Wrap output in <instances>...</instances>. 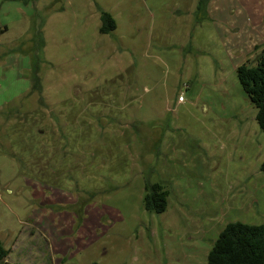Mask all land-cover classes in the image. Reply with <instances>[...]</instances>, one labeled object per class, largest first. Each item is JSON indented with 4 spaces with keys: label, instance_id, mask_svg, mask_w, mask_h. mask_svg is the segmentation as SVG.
<instances>
[{
    "label": "rangeland",
    "instance_id": "1",
    "mask_svg": "<svg viewBox=\"0 0 264 264\" xmlns=\"http://www.w3.org/2000/svg\"><path fill=\"white\" fill-rule=\"evenodd\" d=\"M238 4L0 0V264H208L228 224L264 223V132L237 76L264 0Z\"/></svg>",
    "mask_w": 264,
    "mask_h": 264
},
{
    "label": "trees",
    "instance_id": "2",
    "mask_svg": "<svg viewBox=\"0 0 264 264\" xmlns=\"http://www.w3.org/2000/svg\"><path fill=\"white\" fill-rule=\"evenodd\" d=\"M100 21L101 34L110 35L116 31L117 22L110 13L101 11ZM237 76L243 90L258 109L256 119L264 132V48L256 56L255 64L238 67ZM261 170L264 172V162ZM168 198L169 189L165 184L146 182L144 206L148 213H164L168 207ZM8 256L9 250L0 240V263ZM208 264H264V223L228 224L210 251Z\"/></svg>",
    "mask_w": 264,
    "mask_h": 264
},
{
    "label": "crops",
    "instance_id": "3",
    "mask_svg": "<svg viewBox=\"0 0 264 264\" xmlns=\"http://www.w3.org/2000/svg\"><path fill=\"white\" fill-rule=\"evenodd\" d=\"M250 1L251 0H248V4H246V0H244V1L243 0H239L240 5L239 4L238 5L241 6V8L243 7L242 10L245 13H246L247 10L248 11L253 10L256 13V15H261L262 13H261L260 9L254 8V5L253 6L252 5H249L250 4ZM24 15H25V13H24ZM25 16H27V15H25ZM31 21H32L31 30H32V33L33 34L30 37V40L39 39V40H43L44 43H45V40H46V37H45V24H46V22L43 23V21H41V23H35L36 20H33V19H31ZM9 31H10V28L8 27V25L0 24V36L6 35ZM253 33H254V31H253ZM257 37H259V40H260L259 43H261L260 44V47H262V45H264V31H261V33L258 34ZM10 57L11 56H9L5 60V62H4L5 65L2 66V69L3 68L4 69H9L11 72H16V68L15 67H18L17 64L19 62L16 63V62L11 61V58ZM28 67H30L29 64H27L26 66H22L21 69H23V71H25ZM25 86H27V87H25L24 90H22L19 93L18 92L16 93V97H19L20 95H23L26 91L29 90V86L28 85H25ZM184 102H179V103H184Z\"/></svg>",
    "mask_w": 264,
    "mask_h": 264
},
{
    "label": "built area",
    "instance_id": "4",
    "mask_svg": "<svg viewBox=\"0 0 264 264\" xmlns=\"http://www.w3.org/2000/svg\"><path fill=\"white\" fill-rule=\"evenodd\" d=\"M178 101L179 102H184L185 100H184L183 96H180L179 99H178Z\"/></svg>",
    "mask_w": 264,
    "mask_h": 264
}]
</instances>
